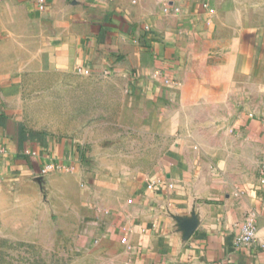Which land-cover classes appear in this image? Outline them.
Masks as SVG:
<instances>
[{"label":"crops","instance_id":"1","mask_svg":"<svg viewBox=\"0 0 264 264\" xmlns=\"http://www.w3.org/2000/svg\"><path fill=\"white\" fill-rule=\"evenodd\" d=\"M50 81L76 133L26 116ZM34 258L264 264V0H0V264Z\"/></svg>","mask_w":264,"mask_h":264},{"label":"rangeland","instance_id":"2","mask_svg":"<svg viewBox=\"0 0 264 264\" xmlns=\"http://www.w3.org/2000/svg\"><path fill=\"white\" fill-rule=\"evenodd\" d=\"M50 80L56 81L55 77H50ZM41 83H34L30 96L27 98V110L29 113L26 115L34 126L46 129L54 128L64 134H73L76 131L72 130L76 127V84H69L70 88L65 93L59 92L57 87L59 84L56 82H49L48 96L46 97V90L41 88ZM102 86L98 84V86ZM103 89V87H101ZM58 91L59 93H56ZM74 93V94H73ZM60 248L62 244L58 243ZM56 250V245L54 246ZM39 249H33L32 255L39 257ZM33 264H40V260L34 258ZM23 263V260H21ZM2 264H9L8 259L2 260Z\"/></svg>","mask_w":264,"mask_h":264},{"label":"built area","instance_id":"3","mask_svg":"<svg viewBox=\"0 0 264 264\" xmlns=\"http://www.w3.org/2000/svg\"><path fill=\"white\" fill-rule=\"evenodd\" d=\"M53 168L52 164H46L40 169V174H45ZM256 240V226L253 222H245L240 226L239 233L234 238L236 246H252Z\"/></svg>","mask_w":264,"mask_h":264}]
</instances>
